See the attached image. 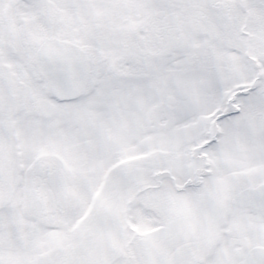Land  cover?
Listing matches in <instances>:
<instances>
[{"label":"snow or ice","instance_id":"snow-or-ice-1","mask_svg":"<svg viewBox=\"0 0 264 264\" xmlns=\"http://www.w3.org/2000/svg\"><path fill=\"white\" fill-rule=\"evenodd\" d=\"M0 264H264V0H0Z\"/></svg>","mask_w":264,"mask_h":264}]
</instances>
